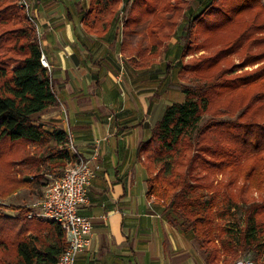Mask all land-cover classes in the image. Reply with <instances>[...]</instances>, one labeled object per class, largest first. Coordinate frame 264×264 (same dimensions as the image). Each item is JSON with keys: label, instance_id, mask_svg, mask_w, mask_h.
Wrapping results in <instances>:
<instances>
[{"label": "trees", "instance_id": "1", "mask_svg": "<svg viewBox=\"0 0 264 264\" xmlns=\"http://www.w3.org/2000/svg\"><path fill=\"white\" fill-rule=\"evenodd\" d=\"M123 1L88 0V7L81 9L83 25L97 34L108 31ZM170 1L133 0L123 23L124 28L133 27L138 16L150 17L151 57L161 48L167 50L162 46L166 33L169 36L177 30L174 17L167 15ZM16 4L17 0H0V165L5 167V172L0 169V208L17 212L14 216L0 212V264H56L66 249L60 225L36 217L28 219L30 207L4 203L23 190L42 199L43 175L58 176L70 160L77 158L69 151L66 131L49 132L35 124L39 115L57 106L58 99L51 70L40 62L43 53L29 18L30 6L28 14L24 6L18 8ZM192 36L189 23L180 41V59L187 48L183 39ZM230 48L191 65L187 73L197 77L204 70H213ZM219 75L220 71L209 75L202 90L217 87L221 91L232 88L250 92L247 101L235 105V110L241 111L235 123L215 125L214 130L201 128V114L208 108L210 95L184 89L183 102L165 108L151 137L137 149L147 173V199L161 209L171 226L189 234L207 264H229L225 253L237 249L255 256L264 253V204L253 198L255 192L264 193V120L261 124L250 114L256 116L264 110V90L256 93L264 86V69L231 83H218ZM15 146L26 147L18 161L12 159L18 157ZM17 164L26 171L32 167V175L16 178L9 174ZM23 172L17 170L15 174ZM239 199L244 204L253 203L243 209V227L239 228L237 243H233L234 231L218 222L239 206ZM235 226L239 227L238 222Z\"/></svg>", "mask_w": 264, "mask_h": 264}, {"label": "crops", "instance_id": "2", "mask_svg": "<svg viewBox=\"0 0 264 264\" xmlns=\"http://www.w3.org/2000/svg\"><path fill=\"white\" fill-rule=\"evenodd\" d=\"M28 2L58 99L35 124L66 131L70 153L100 166L80 209L92 220L91 243L76 264H207L189 234L146 197L137 149L151 137L163 113L160 98L170 92L158 84L160 69L145 67L143 51L112 35V26L102 34L88 30L81 21L88 0Z\"/></svg>", "mask_w": 264, "mask_h": 264}, {"label": "rangeland", "instance_id": "3", "mask_svg": "<svg viewBox=\"0 0 264 264\" xmlns=\"http://www.w3.org/2000/svg\"><path fill=\"white\" fill-rule=\"evenodd\" d=\"M25 1L30 6L28 0ZM132 1L133 0L123 1V8L116 14L115 23L112 24V35L117 34L128 47L136 46L134 49H138L137 52L140 51L141 53L143 51L145 67H150L154 71L157 68L160 69L159 73L161 76H164V79H162V77L159 78L158 84L160 83L163 87L166 85V89L170 88V92L168 91L169 93L163 94L160 98L163 112L168 105L183 102L184 95L182 91L184 89H189L194 93H198V95H210L208 96V108L201 114V128L210 126V130H214L215 125H221L228 121L235 123L237 121V116L241 113L240 110H235V105L238 101H242L243 99L247 101L249 99V90H233L230 88L221 91L219 90L220 88L214 87L211 88V91H203L202 86H206L205 81L209 75L217 71H220L218 83H231L237 81L239 78L264 69V0H171L168 3L170 11L167 15L169 17H174L177 30L169 36L168 33H166L167 37L164 39L165 41H163L162 46H165L167 50L162 51L161 48L153 57L148 56V53L152 52L151 48L154 51V45L152 46V44H150V38L148 36L150 17H142V15H140L138 16V22L133 27L124 28L123 26V23L126 21L127 17H129V9ZM136 3L140 4L139 2ZM159 3V6L163 4L160 1ZM16 5L18 8L22 7L19 0H17ZM189 23H191L194 36L188 39L185 38L187 40L183 39L187 48L184 51V57L180 59L182 54L180 41L182 42L185 29L188 27ZM34 27L36 28V26ZM229 46H231V48L227 50L225 54L222 53L224 58H222L219 65L213 70L209 72L204 70L200 73V76L197 75V77L187 73L191 65L199 61L204 62V60L206 61V59L214 57L217 53L223 49L225 50ZM174 70L176 73L180 70L182 72L180 75L175 73L174 77ZM263 90L264 86L263 88H258L256 93ZM258 105L259 103L254 106V109ZM254 109H252V111ZM250 114L251 118L262 124L261 121L264 120L263 109L260 110L256 116H254V114L252 115V113ZM28 148L32 149L31 147H27V149ZM24 149H26L24 146H15L14 151L17 152L18 157L12 159H17V161L20 160V158L24 156V154H22ZM12 168H14V170L9 174L16 178L30 177V175H32L30 171L32 167H27V171L24 166L19 164ZM0 169L4 171V165L3 167L0 165ZM17 170H23L24 172L17 175L15 174ZM63 171L60 172L58 176H50H53V179L58 178L62 175ZM50 179L43 178L42 180L45 184L44 188H42L43 195L45 187L50 182ZM217 179L220 180L221 177ZM253 198L257 203L264 204V193L255 192ZM36 199L37 196L35 194L32 195L29 191L23 190L10 199L5 200L4 203L8 205L30 207L32 202L37 201ZM251 203H253L252 200H250L248 204H244L239 199V206L232 208L230 214L218 222L219 225H226L228 229L234 231L233 243H237L239 228L243 227V209ZM0 212L9 216L17 215V212L3 210L1 208ZM236 222H238L239 227L235 226ZM218 234L216 232V237ZM225 238L224 241L226 243ZM9 255L12 257L13 252L10 251ZM201 255L203 259H205L202 251ZM225 259L231 261L229 264H235L236 262L233 261L245 259L251 260L255 264H264V253L255 256L250 253L242 254L240 249H237L235 253H225ZM221 263L226 264L224 262Z\"/></svg>", "mask_w": 264, "mask_h": 264}, {"label": "built area", "instance_id": "4", "mask_svg": "<svg viewBox=\"0 0 264 264\" xmlns=\"http://www.w3.org/2000/svg\"><path fill=\"white\" fill-rule=\"evenodd\" d=\"M19 2L28 12L29 5L26 1L19 0ZM29 18L37 28L34 18L30 14ZM40 62L44 68L51 70L44 54L41 55ZM69 148L73 149L71 140ZM73 155L77 158L67 163L60 177L52 179L46 185L42 199L32 203L31 211L27 215L28 219L36 217L60 225L65 235L66 249L56 264H76L78 256L91 243L92 220L81 214L80 209L89 204V188L100 166L80 157L76 151ZM235 264L255 263L245 259L237 261Z\"/></svg>", "mask_w": 264, "mask_h": 264}]
</instances>
